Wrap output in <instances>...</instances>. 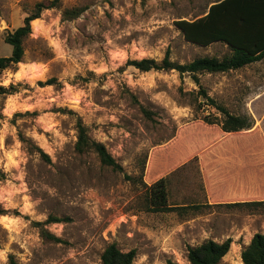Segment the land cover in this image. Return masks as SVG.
Returning <instances> with one entry per match:
<instances>
[{
    "label": "rangeland",
    "instance_id": "obj_1",
    "mask_svg": "<svg viewBox=\"0 0 264 264\" xmlns=\"http://www.w3.org/2000/svg\"><path fill=\"white\" fill-rule=\"evenodd\" d=\"M48 1L0 0V57L12 54L6 37ZM219 1L62 0L32 23L22 63L0 74V86L17 91L0 101V264H102L112 244L136 250L135 264H190V246L228 239L220 264H243L242 250L264 233V208L229 204L264 201V60L199 74V84L128 65L228 57L224 43H188L176 26ZM74 9L78 17L63 18ZM201 89L253 128L224 132ZM79 120L124 173L76 152ZM162 178L173 211L152 209L149 189Z\"/></svg>",
    "mask_w": 264,
    "mask_h": 264
},
{
    "label": "trees",
    "instance_id": "obj_2",
    "mask_svg": "<svg viewBox=\"0 0 264 264\" xmlns=\"http://www.w3.org/2000/svg\"><path fill=\"white\" fill-rule=\"evenodd\" d=\"M61 3L62 0H50L37 4L34 11L26 16L23 24L6 37L5 42L12 47V54L9 57H0V74L22 63L25 56L24 42L32 34V23L39 19L44 11L60 8ZM80 14L81 11L77 9L66 10L63 13V18L71 20ZM176 26L188 43L200 47L224 43L229 48L230 55L223 59L203 57L181 65L172 62L169 54H167L161 63L151 59H143L130 61L128 65L141 72L152 70L177 71L181 75H191L194 81L199 84V74L227 73L264 60V0H221L213 4L203 17L193 21L181 20L176 22ZM51 83L53 82L40 84L51 85ZM16 92L13 86L11 88L0 86V101L3 97L13 95ZM199 94L223 115L222 129L224 132L237 133L253 128L254 120L251 117L232 115L225 108L218 106L203 89L200 90ZM1 111L0 107V128L3 120ZM207 121L214 123L209 119ZM76 127L78 135L75 150L78 154L93 152L103 166L111 168L115 172L124 173L123 167L112 157L105 145L90 138L87 127L81 120L77 122ZM36 149L42 159L50 161L47 154L38 148ZM125 178L131 179L127 175ZM149 197L155 212H169L177 209L169 206V193L165 178L160 179L150 187ZM229 206L264 208V201L242 202L229 204ZM43 234L48 239L59 241L57 237L46 231ZM232 243V239L224 242L208 240L201 245L190 246L188 248V261L190 264H220L230 253ZM136 258V250L124 252L116 244H112L106 248L101 260L102 264H135ZM241 259L243 264H264V233H257L253 236L250 244L242 250ZM10 264H15L13 256L10 257ZM168 264L176 263L169 261Z\"/></svg>",
    "mask_w": 264,
    "mask_h": 264
}]
</instances>
